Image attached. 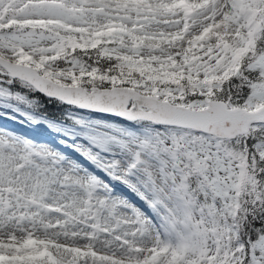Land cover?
<instances>
[{
    "label": "snow or ice",
    "instance_id": "1",
    "mask_svg": "<svg viewBox=\"0 0 264 264\" xmlns=\"http://www.w3.org/2000/svg\"><path fill=\"white\" fill-rule=\"evenodd\" d=\"M0 117V264H264V0H0Z\"/></svg>",
    "mask_w": 264,
    "mask_h": 264
},
{
    "label": "rangeland",
    "instance_id": "2",
    "mask_svg": "<svg viewBox=\"0 0 264 264\" xmlns=\"http://www.w3.org/2000/svg\"><path fill=\"white\" fill-rule=\"evenodd\" d=\"M0 122H6L13 127L17 126V124H18L17 120H9L6 117H0ZM22 127L24 128L25 131H29V132L33 131L32 129L28 128L27 126H22ZM35 131H39V129L37 128Z\"/></svg>",
    "mask_w": 264,
    "mask_h": 264
}]
</instances>
